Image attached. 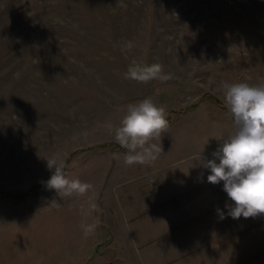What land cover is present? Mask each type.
<instances>
[{
  "label": "rangeland",
  "instance_id": "374dc122",
  "mask_svg": "<svg viewBox=\"0 0 264 264\" xmlns=\"http://www.w3.org/2000/svg\"><path fill=\"white\" fill-rule=\"evenodd\" d=\"M133 59L173 79L126 80ZM262 78L264 0H0V264H264V214L228 216L203 167L233 132L222 83ZM148 97L163 151L127 166L108 125ZM54 155L93 189L49 190ZM138 186L153 208L131 231L116 207Z\"/></svg>",
  "mask_w": 264,
  "mask_h": 264
},
{
  "label": "clouds",
  "instance_id": "9594fccd",
  "mask_svg": "<svg viewBox=\"0 0 264 264\" xmlns=\"http://www.w3.org/2000/svg\"><path fill=\"white\" fill-rule=\"evenodd\" d=\"M133 47V42L126 40L122 51H131ZM123 78L146 84L153 80L167 82L173 76L158 62L144 64L133 59ZM221 88L233 132L213 153L215 159L207 160L203 167L210 170L209 183L223 182V190L233 202L226 205L227 215L233 219L254 218L264 214V78L256 84L223 82ZM168 115L165 106L157 105L148 97L129 104L119 125H108L114 141L126 150L125 165H149L161 155V137L170 126ZM120 158V153H113V159L119 161ZM47 167L52 174L46 187L55 190L61 199L84 196L93 189L92 184L69 177L58 156L47 159ZM52 204L58 205L56 201ZM91 207L95 208V204ZM220 216L225 218L223 213ZM98 224V220L82 223L84 237L92 235Z\"/></svg>",
  "mask_w": 264,
  "mask_h": 264
},
{
  "label": "crops",
  "instance_id": "0c3cea01",
  "mask_svg": "<svg viewBox=\"0 0 264 264\" xmlns=\"http://www.w3.org/2000/svg\"><path fill=\"white\" fill-rule=\"evenodd\" d=\"M140 186L135 188L133 194L127 196L126 200H124L125 202L119 199V204L116 207L120 227H127L131 231L136 230L140 226L139 222L142 218L151 216V214L146 215L147 211L152 213V198L149 195V191H146L145 188L144 192L141 193L138 190ZM142 214H144V217Z\"/></svg>",
  "mask_w": 264,
  "mask_h": 264
},
{
  "label": "trees",
  "instance_id": "16d2710c",
  "mask_svg": "<svg viewBox=\"0 0 264 264\" xmlns=\"http://www.w3.org/2000/svg\"><path fill=\"white\" fill-rule=\"evenodd\" d=\"M217 103H218L221 107H223V109L227 112L226 107L223 106L222 103H220L219 101H217ZM36 188H37L36 186H33V187L31 188V191H35ZM2 195H3V194L0 193V197H1ZM30 195H31V193L26 192V193L21 194L20 196H18V195H13V196H11V197H13L14 199H20V200H21V199L27 198V197L30 196Z\"/></svg>",
  "mask_w": 264,
  "mask_h": 264
},
{
  "label": "built area",
  "instance_id": "2783aa9c",
  "mask_svg": "<svg viewBox=\"0 0 264 264\" xmlns=\"http://www.w3.org/2000/svg\"><path fill=\"white\" fill-rule=\"evenodd\" d=\"M217 186L219 187V189L223 190V182L222 181L219 184H217Z\"/></svg>",
  "mask_w": 264,
  "mask_h": 264
}]
</instances>
